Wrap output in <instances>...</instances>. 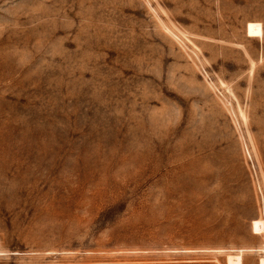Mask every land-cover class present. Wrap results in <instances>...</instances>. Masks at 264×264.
Segmentation results:
<instances>
[{
    "label": "rangeland",
    "instance_id": "obj_1",
    "mask_svg": "<svg viewBox=\"0 0 264 264\" xmlns=\"http://www.w3.org/2000/svg\"><path fill=\"white\" fill-rule=\"evenodd\" d=\"M264 264V0H0V264Z\"/></svg>",
    "mask_w": 264,
    "mask_h": 264
},
{
    "label": "bare ground",
    "instance_id": "obj_2",
    "mask_svg": "<svg viewBox=\"0 0 264 264\" xmlns=\"http://www.w3.org/2000/svg\"><path fill=\"white\" fill-rule=\"evenodd\" d=\"M227 260H228V263H234V264L241 263V261H242L240 253L228 254ZM260 262L264 263V257L263 256L260 258Z\"/></svg>",
    "mask_w": 264,
    "mask_h": 264
}]
</instances>
